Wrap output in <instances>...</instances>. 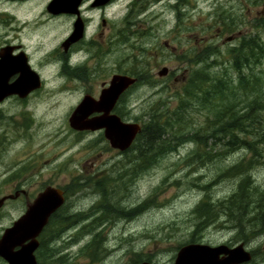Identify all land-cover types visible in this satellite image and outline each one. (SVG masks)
Listing matches in <instances>:
<instances>
[{
    "label": "rangeland",
    "instance_id": "obj_1",
    "mask_svg": "<svg viewBox=\"0 0 264 264\" xmlns=\"http://www.w3.org/2000/svg\"><path fill=\"white\" fill-rule=\"evenodd\" d=\"M132 1L118 0L113 7L115 16L121 18L126 15L127 4ZM135 1L138 10L131 17L134 24L131 30L134 32L130 34L129 47L115 50L112 58L108 56L105 68L121 65L131 70L140 68L143 73L152 75L156 72L153 69H160L162 65L170 69L178 66L180 70L177 80L146 78L144 85L135 87L128 99L129 110L125 116L128 121L143 123L152 109L171 113L180 105L192 72L204 68V63L194 62L196 51L201 52L209 46L216 48L215 51H219L216 56L218 65L207 67L208 71L221 75L220 70L226 69L228 75L235 79V72L227 60V50L239 44V38L228 43L225 41L227 36L242 29L247 32V37L259 35L264 44V21L261 19L264 16V0H258L252 12L254 15L258 10L263 16L252 24L247 21L243 27L242 17L239 18L243 10L238 0H189L191 5L185 7L187 15L180 12L182 17L179 22L173 7L174 0ZM224 6L232 9L229 14L237 16L236 24L239 19L240 22L235 27L237 30L228 27L230 23H225L228 28L225 30L228 31L220 36L217 31L224 26V20L218 16ZM32 8L30 15L39 11L40 3ZM60 29L45 34L29 27L19 34L26 45L44 48L27 51L34 63L40 62L45 87L27 103L15 99L0 103V197L13 193L19 171L29 170V186L33 185L34 190L46 185L66 188L67 204L62 211H66L67 215L82 213L81 217L67 222L52 221L44 235L42 233L39 237L40 242L43 241L35 253L38 264L46 260L50 248L51 264H135L146 258L156 264H173L177 249L187 242L214 246L226 244L230 247L242 242L252 257L264 264V225L255 221L235 224L226 219L223 211L204 223L193 213L205 195H208L209 201L217 203L236 190L238 177H218L229 166L248 156L243 148L226 152L220 145L209 146L212 142H208V146L204 147L189 138L193 132H199L200 136L209 134L207 109H189L184 118L186 140L173 150L164 152L158 148L151 152L152 161L148 167L139 166V160L133 159L131 150L130 163L126 162L123 168L125 174L104 182L101 191L95 189L92 178L78 177L80 170L83 176L89 174V166L96 160L99 163H95V169L100 163L108 169L112 152L101 132L80 134L69 127V114L82 99L87 84L71 81L67 90H60L62 81L56 78L54 57H47L46 64L41 61L45 58L44 53L51 50L49 48L54 44L53 35L63 32ZM9 30L3 24L0 34L5 35ZM8 34L7 39H11ZM165 42L169 43L167 48ZM172 47L178 51L193 48L194 53L187 56L179 51L178 55H173ZM59 58L56 56V59ZM187 58L190 60L187 61ZM212 59L215 57L209 60ZM255 72H260L264 81V63L256 66ZM240 108L238 106L237 110ZM251 179L258 190L264 189V164L253 168ZM205 184L207 188H203ZM109 205L113 208L123 205L130 210L142 206V212L132 219L121 211L108 213L107 216L104 207ZM253 209L251 211H256ZM23 212L20 202L13 200L0 209V236ZM100 214L101 219L94 220ZM39 253L43 255L42 259L38 257ZM0 264L6 263L0 258Z\"/></svg>",
    "mask_w": 264,
    "mask_h": 264
},
{
    "label": "flooded vegetation",
    "instance_id": "obj_2",
    "mask_svg": "<svg viewBox=\"0 0 264 264\" xmlns=\"http://www.w3.org/2000/svg\"><path fill=\"white\" fill-rule=\"evenodd\" d=\"M117 1L118 0H0V27L4 24V26L10 28V30L7 31V34H0V51L7 49L9 56L14 58L16 62H18L17 60L19 54L23 52L26 63L37 73L40 79L39 88L32 90L23 97L19 96L18 94H14L6 97L4 100L7 101L9 99H15L21 103H27V101L31 99L36 94V92L45 87L44 75L40 66V62L38 61V64L34 63L30 53L27 51V49L44 48L41 46L32 47V45H26L19 37V34L23 30L29 29V27L33 28L37 32L41 31L45 34H50L52 31L56 30L61 31L60 28L63 29V32L53 35L54 44L49 48L51 50L44 53L43 56L45 58L41 59V61L45 62L46 64L47 57H54V63L57 64L56 78H59L62 81V84L59 86L60 90H67L69 88L67 86H69L68 84L71 81L86 83L87 87H85V90L82 94V99L85 96H90L97 100L102 90L109 86L114 75H128L137 79L133 85L129 86L119 96L111 111L112 114L118 115L122 121H128L126 120L125 116L129 110L128 99L131 91L139 85H144L146 78L177 80L178 71L180 70L178 66H176L174 69H170L165 65H162L160 69L159 67H156L153 69L156 70L155 74L153 75L151 73H143L140 68L131 70L127 69L126 67L122 68L121 65L111 69L105 68L108 66V61H106L108 56L112 58V54L115 50L119 48L124 50L125 47H129V37L130 34L134 32L131 30V27L134 26L131 17L136 12V10H138V8H135L136 6L134 4L136 1L133 0L127 4L128 13L121 18L116 17L113 12V7ZM137 1L142 2L144 0ZM238 1L241 3L243 10V14L239 15V18L242 17V26L240 25L241 27L246 26L247 21H250L252 24L258 21L260 18L259 16H263L259 14L258 10L255 11L254 15L252 13L253 8L256 9L258 0ZM38 2L40 3L39 11L30 15L29 12L31 13L33 9L32 6L36 5ZM174 3L175 4L173 7L176 9L175 11L177 13V19L179 22V18L182 17L180 12H184V15H187V13H185V7H189L191 2H189V0H174ZM24 9L26 10L24 11ZM144 9L141 10L143 11ZM220 11L222 14L219 15L218 18L228 15L230 12H232V9H227L226 6H224ZM28 14L29 16L27 17ZM261 19H264V16L261 17ZM239 22L240 19L236 25H232L231 27L235 29V27L239 25ZM77 26L81 27L80 35L77 38H73V33ZM224 26L218 29L217 35H222L224 32H226V28ZM8 33H10L11 39H7L9 37ZM245 34H247V32H244L242 29H238L234 36L241 38V36H244ZM164 45L167 48L169 43L165 42ZM170 50L174 53L173 55L177 54L179 51L181 53L183 52L187 56H190L194 53L193 48L185 49L184 51H178V49L172 47ZM56 56H60V58L56 59ZM189 60L190 59L187 58V61ZM109 63H111V61ZM15 65L16 68L19 67L17 64ZM163 67L167 68V72L164 75H159V71ZM18 77L19 71L16 70V72L10 77L9 83L15 82ZM101 114L102 112H93L89 115V118L96 117ZM75 132L83 134L90 131L85 130ZM98 132L103 134V130H98ZM110 151L112 152V160L109 161L110 166L108 169L103 168L105 166H103L102 163L97 165L99 167L98 169H95V163H99V161L96 160L90 164V169L88 170L89 174L83 176L82 171L80 170L81 174H79L78 177L92 178L95 180L94 182L96 188L100 189L102 188L101 185L104 182L106 183L111 179H117L118 176L125 174L123 168L126 166V162L130 163L129 156L131 153V146L125 150L110 147ZM30 178L31 174L29 170H22L16 174V180H18L14 184L13 193L1 196L4 197L11 195L12 197H7L0 209L4 208L8 201L13 200L20 202L22 211L27 210L28 203L32 202L36 196L42 190H44L46 186H48L46 185L42 188L34 190L32 188L33 185H28ZM62 190L64 192L65 202L59 210H65L64 206L67 204V189L65 188ZM120 206H114L113 208L109 205L104 207V210H130V208L126 209L127 207L123 205ZM141 261H148L152 264H156L152 259L148 258L141 259ZM239 264L263 263L259 262L256 257L251 256L249 262Z\"/></svg>",
    "mask_w": 264,
    "mask_h": 264
},
{
    "label": "trees",
    "instance_id": "obj_3",
    "mask_svg": "<svg viewBox=\"0 0 264 264\" xmlns=\"http://www.w3.org/2000/svg\"><path fill=\"white\" fill-rule=\"evenodd\" d=\"M236 18L237 16L228 14L221 17V20H224L223 24L227 29L228 23H230L229 27L236 24ZM215 50L216 48L209 46L201 52L194 53L195 64L202 62L204 68L192 72L184 87L180 105L176 109L171 113L157 109L149 112L148 118L141 123L142 129L131 146L133 159L139 160V166L148 167L152 161L151 152L158 148H162L164 152L173 150L186 140L184 118L189 109H207L209 134L200 136L199 132H193L189 138L197 145L204 147L208 146V142H212L209 146L220 145L226 152L243 148L248 156L229 166L218 177H238L236 190L217 203H212L208 195H205L193 209V213L198 219H203L204 223L210 222L215 214L223 211L226 219L235 224L255 221L262 226L264 225V189L260 191L255 186L251 179V171L256 165L264 164V97L262 96L264 81L260 72H255V67H260L264 63V44L259 35L242 36L239 44L227 50L229 55L227 60H229L230 68L235 72V79L228 75L226 69L220 70L221 75H213L208 71L207 67L218 65L216 56L219 51ZM212 56L215 59L209 60ZM208 61L212 62V65ZM238 106L241 107L239 111ZM207 186L205 184L203 188ZM252 209L256 211H251ZM141 210L142 206L121 211V213L128 219H132L140 214ZM115 212L117 211H104V214L109 216L108 213ZM66 215L67 212L62 209L56 211L50 217L44 231L53 220L67 222L71 218L81 217L82 213ZM101 217L102 214L93 219L99 220ZM90 223L92 224V221ZM239 232L241 234V230ZM51 251L52 248L49 249L46 260L41 261L40 264L50 262ZM38 257L42 259L43 255L39 253Z\"/></svg>",
    "mask_w": 264,
    "mask_h": 264
},
{
    "label": "water",
    "instance_id": "obj_4",
    "mask_svg": "<svg viewBox=\"0 0 264 264\" xmlns=\"http://www.w3.org/2000/svg\"><path fill=\"white\" fill-rule=\"evenodd\" d=\"M58 1V0H57ZM81 27L77 26L73 38L80 35ZM229 36L225 41L232 40ZM7 49L0 51V102L6 97L18 94L23 97L40 87L37 73L26 63L24 53L18 56V62L9 56ZM17 64L19 67L16 68ZM19 71L18 79L9 83L10 77ZM163 67L159 75H164ZM135 77L114 75L107 88L103 89L96 100L85 96L68 117L69 126L77 131L103 130L104 137L112 148L127 149L141 131L137 122H125L111 111L119 96L136 82ZM93 112L101 115L89 118ZM10 196L0 197V207ZM63 190L47 186L36 198L28 203L27 210L6 227L0 236V257L7 264H37L35 251L40 241L38 237L49 222L50 217L64 204ZM251 253L245 249L244 243L229 247L226 244L210 245L205 243H189L179 248L173 264H239L250 260ZM136 264H152L142 261Z\"/></svg>",
    "mask_w": 264,
    "mask_h": 264
},
{
    "label": "bare ground",
    "instance_id": "obj_5",
    "mask_svg": "<svg viewBox=\"0 0 264 264\" xmlns=\"http://www.w3.org/2000/svg\"><path fill=\"white\" fill-rule=\"evenodd\" d=\"M162 7V6H161ZM154 10V9H153ZM153 12V11H152ZM154 13V12H153ZM161 13V12H160ZM159 14V13H158ZM162 14V13H161ZM227 23H228V21H227ZM261 23V22H260ZM229 24V23H228ZM222 25H224V24H222ZM221 25V26H222ZM225 27V26H224ZM229 27V26H228ZM226 28V27H225ZM222 29V28H221ZM232 29V28H231ZM236 29V28H235ZM254 29H256V28H254ZM228 31V30H227ZM226 31V32H227ZM226 32H224V33H226ZM229 34V33H228ZM232 34V33H231ZM222 35H224V34H222ZM226 35V34H225ZM220 36H221V34H220ZM246 36V35H245ZM236 37V36H235ZM242 37V36H241ZM205 54V53H204ZM204 54H203V56H204ZM203 60V59H202ZM204 61V60H203ZM205 62V61H204ZM143 169V168H142ZM94 189V188H93ZM95 189H97V188H95ZM99 191V190H98ZM97 192V191H96ZM98 193V192H97ZM95 194V193H94ZM98 195H100V194H98ZM102 196V195H101ZM97 197V196H96ZM99 197V196H98ZM103 199V198H102ZM99 200H100V198H99ZM99 201H97V203H98ZM106 203V202H105ZM143 205V204H142ZM100 207V206H99ZM97 208V207H96ZM89 210V209H88ZM91 211H93V210H91ZM58 237V236H57ZM264 262V261H263Z\"/></svg>",
    "mask_w": 264,
    "mask_h": 264
}]
</instances>
